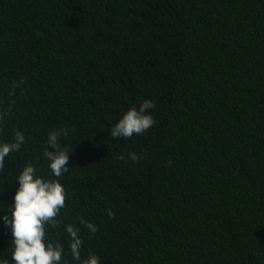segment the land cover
Instances as JSON below:
<instances>
[{
  "label": "trees",
  "instance_id": "obj_1",
  "mask_svg": "<svg viewBox=\"0 0 264 264\" xmlns=\"http://www.w3.org/2000/svg\"><path fill=\"white\" fill-rule=\"evenodd\" d=\"M146 99L151 132L113 138ZM0 113V140L26 137L0 212L25 164L51 178L47 134L65 129L59 218L98 227L81 225L82 255L264 264V0H0ZM49 234L66 246L62 227ZM10 239L0 223L9 264Z\"/></svg>",
  "mask_w": 264,
  "mask_h": 264
},
{
  "label": "clouds",
  "instance_id": "obj_2",
  "mask_svg": "<svg viewBox=\"0 0 264 264\" xmlns=\"http://www.w3.org/2000/svg\"><path fill=\"white\" fill-rule=\"evenodd\" d=\"M154 104L144 100L138 107H129L111 128L113 138L129 139L151 132L155 120L151 114ZM6 113H0V124ZM65 129H56L47 134L48 151L44 153L51 171V178L38 173L32 164H25L15 175L17 187L10 211L0 215V223L10 230V264H100V257L89 252L82 255L84 240L81 225L89 234H95L98 227L83 218L79 223H64L60 219L65 208L67 191L60 178L69 171V156L72 153L62 145ZM26 137L16 131L9 140H0V174L11 153L18 152L25 144ZM136 161L139 157L129 153ZM10 213V215H9ZM111 214V213H110ZM62 227L67 244L53 239L50 229ZM70 257V258H69ZM0 264H9V259H0Z\"/></svg>",
  "mask_w": 264,
  "mask_h": 264
}]
</instances>
